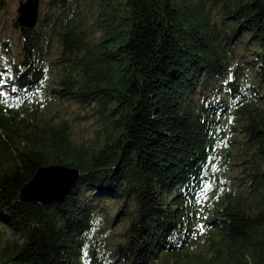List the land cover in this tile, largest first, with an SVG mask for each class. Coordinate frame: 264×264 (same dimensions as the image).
Instances as JSON below:
<instances>
[{"label":"trees","instance_id":"16d2710c","mask_svg":"<svg viewBox=\"0 0 264 264\" xmlns=\"http://www.w3.org/2000/svg\"><path fill=\"white\" fill-rule=\"evenodd\" d=\"M87 1H48L35 26L14 21L18 54L2 47L0 224L13 241L0 264H106L82 249L104 200L129 217L124 264H264V0ZM238 43L256 56L245 89ZM50 100L95 108L96 136L75 140ZM50 166L79 171L70 191L23 199ZM201 239L209 255L191 251Z\"/></svg>","mask_w":264,"mask_h":264},{"label":"rangeland","instance_id":"374dc122","mask_svg":"<svg viewBox=\"0 0 264 264\" xmlns=\"http://www.w3.org/2000/svg\"><path fill=\"white\" fill-rule=\"evenodd\" d=\"M21 0H1L0 2V60L7 55L6 50L3 51L2 47L7 46L11 48L12 55L18 54L20 47V37L18 29L14 26V21L18 17V7ZM25 1V0H22ZM52 0H40L39 13L44 12L45 3ZM2 3V4H1ZM76 3H89L87 0H76ZM99 32L95 33L98 36ZM236 40L234 37L233 41ZM232 45V44H231ZM232 48L233 58L238 61L239 66L236 67L235 73L239 74V80L244 89L253 82L252 76L254 73V61L255 54L248 51L241 43L234 44ZM55 51V50H54ZM6 53V54H5ZM56 52H53L52 59H54ZM10 55V53H9ZM239 68H242V72L239 73ZM52 77V76H51ZM213 83V81H210ZM212 85V84H211ZM212 87L207 85V89H198L200 93L206 95V97H212ZM226 92L225 88L221 87L218 92ZM222 97V95L220 94ZM7 97V90L0 87V102H5ZM38 98V97H37ZM36 99V98H35ZM37 100V99H36ZM42 100V99H41ZM46 114L50 112V116L56 119L64 118L69 120L72 127V136L78 142H84L89 139H93L98 133L100 127L99 119L95 108L90 106H83L76 102L58 100H50L48 104ZM239 127V126H238ZM242 131L236 130L235 133H231L232 139H242ZM230 163H233L231 170L228 172V176L232 177V182L238 187L243 188L250 184V182L242 175V166L237 159H230ZM211 178V176H210ZM212 179V178H211ZM96 205L93 230L87 237L86 245L82 248L85 256H91L93 254V247L100 248L102 252V258L106 264H124L123 260L118 256L116 252V246L120 242L124 241L125 230L128 227V215H124L125 212H118L120 208V202L118 200H104L98 202ZM124 210V208H123ZM12 234L8 228L0 224V246L7 242H12ZM192 252H203L209 255V250L206 249L202 239L192 247ZM160 262V261H158Z\"/></svg>","mask_w":264,"mask_h":264},{"label":"water","instance_id":"95a60500","mask_svg":"<svg viewBox=\"0 0 264 264\" xmlns=\"http://www.w3.org/2000/svg\"><path fill=\"white\" fill-rule=\"evenodd\" d=\"M40 0L20 1L18 22L27 27L35 26L38 19ZM77 169L65 166L39 168L33 178L21 190V197L27 200L45 202L62 199L78 179Z\"/></svg>","mask_w":264,"mask_h":264},{"label":"snow or ice","instance_id":"6c2138e0","mask_svg":"<svg viewBox=\"0 0 264 264\" xmlns=\"http://www.w3.org/2000/svg\"><path fill=\"white\" fill-rule=\"evenodd\" d=\"M206 187H207V186H206ZM200 227H201V231H203V230H204V226H203V225H201Z\"/></svg>","mask_w":264,"mask_h":264}]
</instances>
